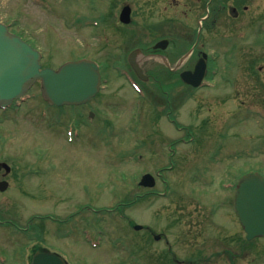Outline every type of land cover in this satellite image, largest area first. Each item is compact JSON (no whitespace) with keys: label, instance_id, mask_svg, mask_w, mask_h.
Masks as SVG:
<instances>
[{"label":"rangeland","instance_id":"obj_1","mask_svg":"<svg viewBox=\"0 0 264 264\" xmlns=\"http://www.w3.org/2000/svg\"><path fill=\"white\" fill-rule=\"evenodd\" d=\"M89 1L0 0V19L16 20V29H12L43 48L44 66L57 68L83 55L97 56L105 62L102 74L109 80V87L90 103L97 113L94 122L81 127L79 135L70 131V126L78 123L79 109L71 105L50 106L52 117L40 118L37 108L48 106L39 94L38 100L29 101L28 110L19 113L20 118L25 113L27 121L0 126V134L16 138L17 146L47 151L44 162L47 157L50 159L51 149L52 174L64 173L61 184L68 186V206L66 202L53 204V211L59 215L56 223L50 222L53 227L51 234L46 235V245L57 247L68 264H189L202 251L190 250L178 239L185 225L177 222L184 214L174 207V203L180 202V195L203 206L198 210L212 212L209 217L213 223L217 216L234 222L233 228L238 229L232 214L231 220L225 219L218 214L225 209L214 205L227 201L226 195L232 193L222 185L233 184L250 172L264 174V27L259 28L258 23L229 28L224 35L227 48L218 51V58L213 61L219 68L209 70L204 87L197 89L178 78L175 85L165 84L168 91L152 83H141L143 95L137 97V92L131 90L112 64L119 63L123 54L127 56L137 44L133 36L128 40L125 37L126 32L134 35L135 25L140 23L143 0H133V24L127 27L116 24L108 40L105 35L100 37L105 41L101 47L97 45L96 32L105 33L106 27L102 24L85 27V20L101 17L106 12L103 6L107 0H96L101 9ZM126 1L131 0H116L117 11ZM259 6H264V0H254L253 16L258 15ZM167 10L173 9L169 7L164 12ZM263 20L260 15L262 23ZM107 27L109 30L111 26ZM28 33L33 36L29 38ZM33 89L40 92V83ZM34 104L38 105L36 122L32 119ZM56 117L59 121H54ZM60 118L67 123L66 128L53 124L47 129L48 123H61ZM8 144L11 151L16 148L15 143ZM29 155L33 157V153ZM29 155H25L28 161ZM169 165L172 168L167 169ZM158 169L163 178L158 179L150 195L133 201L136 194L150 190L139 185L142 175L151 172L157 179ZM164 189L171 192L169 197H164ZM25 199L29 200L27 196ZM30 203L24 211L26 217L34 207ZM120 203L121 217L100 210V220L92 222L94 215H99L95 214L98 208L113 209ZM86 204L94 208V214L88 212L78 217V222L94 236L96 229L101 228L102 235H97L94 242L102 244L96 247L86 243L78 228L77 232L63 234L67 227L78 226L71 212ZM66 206L68 214H60ZM46 209L42 204V211ZM135 223L148 229L135 230L132 226ZM196 227L193 223L191 230ZM3 228L0 226V256L14 264L29 254L24 253L23 247L26 244L31 248L33 233L18 236L15 233L18 227L5 226L6 233ZM211 228L214 230L213 225ZM156 234H167L169 242L156 241ZM244 258L264 260V236L250 241L245 237Z\"/></svg>","mask_w":264,"mask_h":264},{"label":"flooded vegetation","instance_id":"obj_2","mask_svg":"<svg viewBox=\"0 0 264 264\" xmlns=\"http://www.w3.org/2000/svg\"><path fill=\"white\" fill-rule=\"evenodd\" d=\"M163 1L143 0L141 20L139 25H135L134 35L126 32L125 37L123 32L121 33L127 40L133 36L137 41L138 47L135 46L137 49L134 51H136L142 69L149 75L148 79L153 81V85L162 86L163 91L165 84L168 86L172 82L175 85L174 82L177 81V78L180 80V74L184 70H194L200 60L205 63L206 75L209 70H218V65H215L213 61L218 58V51L221 52L227 48L228 44L224 40V35L229 28L256 26L258 23L259 28L264 26V23L260 21V15L264 17V6H259V13L256 15L258 17L256 18L251 12V5L254 0H167L165 5ZM126 2H122L123 4H120V6H123ZM130 2L133 4L132 15L134 16L135 2L133 0ZM90 3L99 9L102 8L96 0H91ZM115 3L116 0H107L103 6L106 12L99 19L97 18L102 27H106L105 33L99 32V30L96 32L97 40H99L97 45H100V47L105 44V41L101 40L100 37L105 35L108 40L112 34L111 30L115 28L116 24L127 27L134 22L133 19L129 24L120 22ZM169 7L173 10L164 12ZM108 24L111 26L109 30ZM160 41L163 42L160 43ZM184 41L187 43L183 47ZM187 50L189 54L182 61L183 56L188 52ZM137 51L140 53L138 54ZM151 77L154 80L158 78L160 82L157 84ZM165 89L167 90V88ZM28 105H30L29 100L19 99L8 107L0 108V126H5L8 123L23 124L27 121L24 119L25 113L21 118L19 113L28 110ZM36 106L38 105L34 104L32 107L34 111L32 119L35 122L37 121L35 119L38 118L35 113ZM37 109L39 115L43 111L50 115V105L48 108L38 107ZM55 121H58V118ZM60 122L62 127L67 126V123L61 118ZM48 124L47 129H50L52 123ZM7 133L9 132L7 131ZM58 133L61 134L62 132ZM10 141L16 145L17 139L11 135L9 137L0 134V226L4 228L8 225L18 227L15 229L16 231L14 230L18 236H24L23 234L32 231L33 242L30 243L31 248L26 244L23 247V250L29 251V254H24L23 258H19L14 262L17 264H24L25 262L31 264L32 256L37 251H58L57 247L46 245V235L51 234L52 231L53 225L50 222L56 223L55 221L58 220L56 215L59 214L53 211V204L61 203L62 205L66 202L68 206L69 191L67 184H61L62 180L65 179L64 173L57 175V172L54 171L55 175H53L51 172V167L54 164L51 160V149H49L50 159L47 157L46 162H44L47 151L45 152L40 147L26 149L21 145H16V148L12 146L11 151L9 149L11 145L8 144ZM29 152L33 153V157L29 155ZM26 154L30 156V161L26 160ZM58 182H60V185ZM26 196L29 200L25 199ZM228 196L229 199L227 201L225 199L222 202L223 204L216 202L218 209L225 208V211L218 214L228 220L229 218L231 220L232 214L238 229L233 228L234 222L223 221L217 216L214 217L213 223V220L209 217L212 212L198 210L203 206L200 204L195 205L190 197L184 196L183 198L180 195V202L174 203V207H179L181 213L184 214L177 221L185 224L179 233V241L186 244L190 250L202 251L199 257L191 259L189 264H264V260H245V231L239 222L238 216L234 213L235 195L231 193L226 195V197ZM181 202L189 204L185 205ZM28 203L34 205V207L30 208L31 214L26 217L24 211L29 209ZM42 204H45L47 208L44 211H42ZM67 206L65 211L64 208L62 213L60 211V214H68L69 208ZM85 207H89L91 210L88 211L94 214V208L88 204L75 211L73 210L71 215L78 226L76 228L70 226L71 229L67 227L66 232H63L64 236L70 232H77L76 229L78 228L84 239L85 231L88 229L83 225H79L78 217L88 214V212H84ZM228 207H231L230 210H228ZM193 208L197 211L190 210ZM97 212L98 209L95 214ZM94 216L95 219L92 222L96 224L100 220V216ZM193 223L197 226L195 230H191ZM212 225L214 230L211 228ZM4 228L3 231L8 232ZM64 236L63 238H65ZM162 240L169 242L167 234L161 236L159 241ZM4 261L0 259V264H10L9 258Z\"/></svg>","mask_w":264,"mask_h":264},{"label":"water","instance_id":"obj_3","mask_svg":"<svg viewBox=\"0 0 264 264\" xmlns=\"http://www.w3.org/2000/svg\"><path fill=\"white\" fill-rule=\"evenodd\" d=\"M130 7L123 8L121 19L130 21ZM40 53L20 36L12 34L0 23V106L22 96L37 80H42L44 96L57 105L80 104L90 100L99 90L101 76L96 63L91 60L69 61L58 69H41ZM138 75L145 79L140 65L131 59ZM182 79L194 86L204 77V65L198 64L194 72L184 71ZM141 185L154 186L151 173L142 176ZM235 208L247 233V238L264 236V175H244L237 187ZM139 230L143 226L135 224ZM159 239V235L155 236ZM32 264H67L59 255L37 252Z\"/></svg>","mask_w":264,"mask_h":264}]
</instances>
